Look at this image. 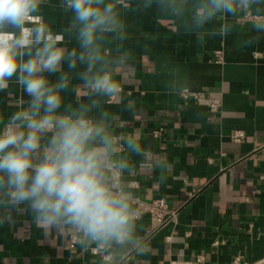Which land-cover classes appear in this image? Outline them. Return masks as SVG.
I'll list each match as a JSON object with an SVG mask.
<instances>
[{
  "label": "crops",
  "instance_id": "0c3cea01",
  "mask_svg": "<svg viewBox=\"0 0 264 264\" xmlns=\"http://www.w3.org/2000/svg\"><path fill=\"white\" fill-rule=\"evenodd\" d=\"M195 2L151 0L143 8L148 0H130L128 6L141 5L142 10L127 12V38L109 37L103 45L108 57L126 55L124 65L114 66L122 91L106 103L99 97L102 108L90 113L95 118L102 110L111 113V131L123 147L116 158L130 162L122 176L125 188L143 201L165 198L177 209L175 222L153 229L150 216L142 214L131 242L106 245L116 260L108 263L89 252L92 243L84 237L70 242L72 225L45 231L27 203L4 202L0 264H171L198 254L201 264H232L233 258L237 264H264V33L231 16H218L196 31L191 25ZM58 4H41L40 15L54 32L68 27L72 17ZM222 22L232 24V31L225 37L211 35ZM64 46L78 45L66 34ZM217 50L221 62L214 59ZM63 70L69 71L67 63ZM81 70L78 65L72 71L77 92L63 93L65 104L90 102L76 76ZM182 88L220 97V111L181 103ZM28 99L11 81L0 91V121ZM236 130L244 132L240 141L230 138ZM130 133L138 135L143 156L123 146ZM0 201H6L2 194Z\"/></svg>",
  "mask_w": 264,
  "mask_h": 264
},
{
  "label": "clouds",
  "instance_id": "9594fccd",
  "mask_svg": "<svg viewBox=\"0 0 264 264\" xmlns=\"http://www.w3.org/2000/svg\"><path fill=\"white\" fill-rule=\"evenodd\" d=\"M42 3L0 0V91L14 80L29 98L0 121V194L6 198L0 203H27L45 231L70 224L97 245L131 242L139 212L137 197L122 179L130 162L116 158L121 143L111 131V113L102 110L99 118L90 113L102 108L99 97L106 103L122 91L114 66L124 65L126 55L108 57L103 45L109 37L126 39L127 12L142 7L128 6L130 0H59L58 7L72 17L68 27L54 32L40 15ZM150 5L148 0L143 8ZM193 7L196 31L218 16H251L252 29L264 33V0H196ZM233 27L222 22L210 34L225 37ZM66 34L77 47L64 46ZM65 63L69 71L63 70ZM78 65L81 91L91 99L65 104L63 93L77 92L71 80ZM56 73L58 79L50 81ZM123 146L144 155L136 133L128 134Z\"/></svg>",
  "mask_w": 264,
  "mask_h": 264
},
{
  "label": "built area",
  "instance_id": "2783aa9c",
  "mask_svg": "<svg viewBox=\"0 0 264 264\" xmlns=\"http://www.w3.org/2000/svg\"><path fill=\"white\" fill-rule=\"evenodd\" d=\"M251 16L244 18H236L239 22L250 23ZM214 59L216 62L222 61V55L219 50L214 52ZM178 97L181 103L187 104L189 102L195 103L199 106L204 107L210 113H217L221 108V98L216 96H211L206 94L203 91L199 90H191L189 88H182L178 92ZM160 132V128L153 131L154 136H158ZM233 140H242L244 138V132L241 130L234 131L231 136ZM123 147L121 146L119 150L121 151ZM135 206L138 209L139 216L142 214H148L151 220L154 223L153 229H158L170 222H175L177 217V209L169 207L167 201L163 197L152 198L147 201L140 200L137 198L135 201ZM82 234L78 233L73 229V232L69 236L70 242H77L82 238ZM88 250L91 254L99 256V258L108 263H112L114 260L112 253L109 252L106 248V245H97L96 243H92L88 246ZM120 257V256H119ZM127 254H122L121 258L126 259ZM203 256L198 254L190 261L181 262V261H173L171 264H201ZM238 258H233L232 264H237Z\"/></svg>",
  "mask_w": 264,
  "mask_h": 264
}]
</instances>
